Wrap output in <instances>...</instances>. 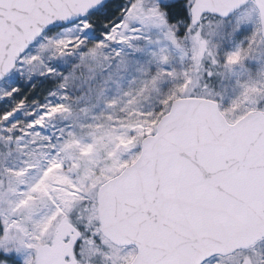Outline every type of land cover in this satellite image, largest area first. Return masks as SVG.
<instances>
[{"label": "snow or ice", "instance_id": "1", "mask_svg": "<svg viewBox=\"0 0 264 264\" xmlns=\"http://www.w3.org/2000/svg\"><path fill=\"white\" fill-rule=\"evenodd\" d=\"M0 264H264V0H0Z\"/></svg>", "mask_w": 264, "mask_h": 264}, {"label": "rangeland", "instance_id": "2", "mask_svg": "<svg viewBox=\"0 0 264 264\" xmlns=\"http://www.w3.org/2000/svg\"><path fill=\"white\" fill-rule=\"evenodd\" d=\"M228 106V101H225L224 102V107H227Z\"/></svg>", "mask_w": 264, "mask_h": 264}]
</instances>
